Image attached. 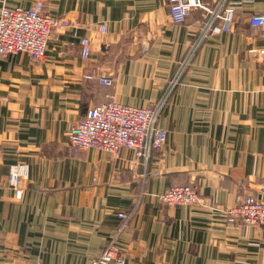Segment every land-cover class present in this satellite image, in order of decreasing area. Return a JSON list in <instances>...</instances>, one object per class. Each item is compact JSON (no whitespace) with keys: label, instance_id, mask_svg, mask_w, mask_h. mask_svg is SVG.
<instances>
[{"label":"crops","instance_id":"0c3cea01","mask_svg":"<svg viewBox=\"0 0 264 264\" xmlns=\"http://www.w3.org/2000/svg\"><path fill=\"white\" fill-rule=\"evenodd\" d=\"M36 1L0 0V10ZM230 1L231 29L193 51L201 10L174 24L167 0H46L67 25L45 60L0 58V264H90L111 242L126 264H264V225L231 223L226 211L236 193L264 197V28L248 21L264 0ZM74 28L91 40L88 59ZM183 59L159 119L167 139L147 163L133 149L69 147V124L89 107L155 103ZM19 162L30 166L21 198L7 180ZM183 184L200 204L156 196ZM119 211L133 217L117 236Z\"/></svg>","mask_w":264,"mask_h":264},{"label":"built area","instance_id":"2783aa9c","mask_svg":"<svg viewBox=\"0 0 264 264\" xmlns=\"http://www.w3.org/2000/svg\"><path fill=\"white\" fill-rule=\"evenodd\" d=\"M44 5L45 0H37L31 7L4 6L0 10V58H6L11 53L26 52L33 60H45L53 30L61 29L67 21L61 18L54 20L44 12ZM168 5L169 17L174 24L185 23L195 10H201L202 28L195 38L193 51L204 39L218 32H228L231 26L227 23L236 10L234 2L230 0H168ZM248 21L251 25L264 28V11L252 14ZM106 28V24H103L100 30L105 32ZM73 34L80 37L81 57H91L93 47L90 38L80 36L77 28H74ZM259 53L263 55L264 48ZM186 65V59H183L162 98L155 103L138 106L113 100L89 107L86 117L69 124V147L76 151L101 148L112 156L119 155L123 148L133 149L136 157L147 163L154 151L162 149L168 136V130L159 125V119ZM88 77L106 86H112L115 81L113 75L100 72L90 73ZM10 167L8 184L21 198L24 193L23 181L29 177L30 166L19 162ZM236 194V203L226 210L229 222L264 225V197L254 193ZM156 196L161 203L176 206L198 205L202 200L196 188L190 184L173 185ZM117 214L121 221L117 228L119 236L132 219L133 212L119 211ZM104 248L90 264H126V256L114 242Z\"/></svg>","mask_w":264,"mask_h":264},{"label":"rangeland","instance_id":"374dc122","mask_svg":"<svg viewBox=\"0 0 264 264\" xmlns=\"http://www.w3.org/2000/svg\"><path fill=\"white\" fill-rule=\"evenodd\" d=\"M167 4H168V0H167ZM43 10H44V12H46L47 14H49L54 20H59L60 18L59 17H56L55 15H53V14H51L48 10H47V8H46V0H45V5H44V8H43ZM168 10H169V5H168ZM61 19H64V18H61ZM103 24H105V23H103ZM103 24H101V25H103ZM67 25V24H66ZM115 82V81H114ZM119 102V101H118ZM121 103H123V102H121ZM167 139V138H166ZM164 145V144H163ZM163 148V147H162ZM113 157H115V156H113ZM162 193V192H161ZM15 194H16V192H15ZM18 198V197H17ZM236 222H239V223H241V224H243V225H246V224H244L243 222H241V221H236ZM251 226V225H250Z\"/></svg>","mask_w":264,"mask_h":264}]
</instances>
